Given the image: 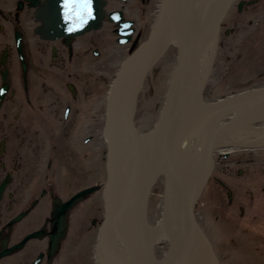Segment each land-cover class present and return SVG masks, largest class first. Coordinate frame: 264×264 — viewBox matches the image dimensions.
Here are the masks:
<instances>
[{
	"label": "flooded vegetation",
	"instance_id": "obj_1",
	"mask_svg": "<svg viewBox=\"0 0 264 264\" xmlns=\"http://www.w3.org/2000/svg\"><path fill=\"white\" fill-rule=\"evenodd\" d=\"M56 1L0 0V264H57L62 256L80 203L66 204L79 191L102 185L98 138L104 127L103 76L119 56L113 48L124 47L119 42L125 30H130L126 54L143 42L159 2L106 0L99 24L102 0H91L93 18L74 6L89 24L72 32L62 25ZM219 34L232 49L238 42H264V0H236ZM254 153L238 159L219 154L223 165L216 170L223 178L213 177L226 196L217 214L229 219L239 211L241 219L262 223L258 246L244 264H264V146ZM253 163L259 166L252 169L254 181H227L244 177V165ZM89 177L95 181L87 184ZM97 192L102 197V189ZM62 230L66 235L58 239Z\"/></svg>",
	"mask_w": 264,
	"mask_h": 264
},
{
	"label": "water",
	"instance_id": "obj_2",
	"mask_svg": "<svg viewBox=\"0 0 264 264\" xmlns=\"http://www.w3.org/2000/svg\"><path fill=\"white\" fill-rule=\"evenodd\" d=\"M194 1H163L160 16L148 40L143 42L134 54L124 62L110 94L107 127L111 126L109 131L105 130L108 138V182L104 189L105 219L99 245L110 259L119 264H130L131 262L145 264V262L147 263L146 260H149L148 254L143 249L145 242L142 241L144 235L145 238L148 237L147 229L144 233L141 228L142 225L140 226L134 218L136 217L140 222L141 219L146 222L142 209H144L146 195L159 170L165 176L167 198L179 205L180 230L166 256L158 264H207L214 262L209 248L206 251L209 253L205 254L204 261L201 259L206 246V236L196 221L194 208L213 170V152L216 148L218 136L230 133L228 131L240 127L242 120L249 112H256L264 107V89L257 96L240 97V105L222 106L224 112H230V110L236 109L238 105L239 109L230 120L211 132L205 146L206 170L203 180L198 182L197 179L189 180L186 177L179 165L178 153L194 117L191 98L195 90L196 60L201 54V47L206 42L208 32L220 22L232 0H220L218 6L198 27L195 26L193 19ZM213 1L200 0L198 2L196 9L200 14L198 13L197 19L210 11V7L214 4ZM166 37L174 40L179 46V60L174 73L171 77L176 64L177 50L171 47L161 58L162 61L155 70L147 75L152 64L151 57ZM164 52L165 47L159 51L158 57H161ZM138 69L141 70L140 74H138ZM127 78L130 82L129 87H131V82L133 83L136 79L137 81L130 90L128 101L123 94L121 98L119 97L116 114L114 112L115 100ZM169 78H171L170 85ZM144 81H146V84L139 97L136 117L140 125L139 128L144 132L153 130L155 123L157 124L154 130L149 133L157 136L159 145V160L152 173V168L156 164V160L154 161L155 155H152V152H155L153 148L156 143L155 137L150 136L143 139L141 143L143 150H145V161L136 165L132 144L123 120L124 114H126L127 127L135 140L137 155L139 156L138 140L140 135L134 127V113L137 97ZM165 96L166 101L164 107H162ZM160 110L161 113L158 119ZM120 160L122 165L120 163V172H118V162ZM203 167H201V171ZM148 173L149 176L140 188L138 182L141 183ZM174 183L180 187L181 195L179 196L174 192ZM94 190L95 188H91L77 194L67 204V207L78 202L79 195H88ZM136 192L138 198L135 199V203L138 205V209L131 203ZM115 193L117 194L116 199ZM163 201L164 179L161 176L152 187L146 214L148 222L151 225L155 223L164 234L165 228H168L169 224L174 225L177 211H173L174 207L171 205H163ZM170 208H172V211ZM115 215L117 220L114 224L111 240L121 252L115 246L110 245L108 239ZM164 220L165 223L159 224ZM152 230L157 232L155 229ZM59 234V237H61L62 234ZM150 251L154 255L153 242L150 243Z\"/></svg>",
	"mask_w": 264,
	"mask_h": 264
},
{
	"label": "rangeland",
	"instance_id": "obj_3",
	"mask_svg": "<svg viewBox=\"0 0 264 264\" xmlns=\"http://www.w3.org/2000/svg\"><path fill=\"white\" fill-rule=\"evenodd\" d=\"M224 40L225 39L222 38V42H220L218 46L219 50L216 49L214 57L211 58L212 63L208 68L210 80L209 82H206L204 91H202V99L205 101H211L212 99L216 100L222 96L232 94L235 91H244L252 88L261 89L264 87V42H253V40L247 42H238L235 48L232 49L230 45H227V41ZM113 51L119 54L117 59L123 58L126 55V47L114 46ZM118 65L119 63L116 65L115 70L110 73V75L104 74V92L105 87L106 91L109 88V82L110 80H113L116 70L119 67ZM215 70H217V72H215ZM102 114H104V108L102 110ZM88 118L89 113L87 111L85 120ZM103 118L104 115H102L100 121L103 122ZM261 124L264 125V121H262ZM83 132L84 129H82L80 134L82 135ZM98 140L100 142L102 141L103 152H105V140L103 136H101V138L99 137ZM256 149H258V147L251 148L249 150L237 149L231 152L230 157L231 159H238L239 157L252 158V156L255 155L254 151H256ZM225 151L226 150H223V148L221 149L222 153ZM105 158L106 157L102 155V175L100 179L103 182H105L107 176L106 169L104 167ZM88 163L89 158L86 160L87 166H89ZM222 165L223 162L220 160L219 168H221ZM244 166L247 167V173L244 175V177L236 176L233 179L229 178L227 181L232 184H246L251 182L253 180L251 175L256 173V169L253 171L252 169L259 166H256L255 163L246 164ZM235 167L238 168L240 166L237 165ZM89 175L90 174H88L87 177ZM218 176L223 178L220 172L216 171V177ZM91 177L94 178V176ZM72 178H74L73 175ZM88 179L92 181L90 177ZM86 182L88 183V180ZM225 198V192L222 190L220 185L216 183L215 180H211L204 196L198 204L197 209L199 219L202 222H205L207 230L213 233L214 240H216V248L220 250L217 252V254L220 255V257H225L223 251H227L229 255H232L234 252L236 257H239L243 251L249 253L255 252L254 248L258 246L257 242L260 239L259 231L261 230L262 223L254 224L251 222L252 220L248 216L244 217V219H241L239 217V211L234 214L235 216L229 219H224L222 216L217 214L216 209L222 206L223 199ZM82 205L83 206L80 208L81 213L79 210L76 211V215H79L80 220L74 221L73 229L68 239V241L70 240V243L67 241L64 246L63 255L66 254L65 260H63L61 264H96L94 259V248L97 245L98 231L96 229L97 226H92V221L95 218H97L99 221L103 219L104 201L100 192H98L94 197ZM209 225L213 228H208ZM92 227H94L93 230ZM226 236H228L229 240H231V244L226 243L228 242L226 241ZM233 240H238V243ZM245 252L242 253L241 262H238L239 259H233L232 261L228 260L229 263H249V260L247 261L246 259ZM249 253H247V256H250ZM252 261H254V259H252ZM223 264H228V262H223Z\"/></svg>",
	"mask_w": 264,
	"mask_h": 264
},
{
	"label": "bare ground",
	"instance_id": "obj_4",
	"mask_svg": "<svg viewBox=\"0 0 264 264\" xmlns=\"http://www.w3.org/2000/svg\"><path fill=\"white\" fill-rule=\"evenodd\" d=\"M57 6L60 7V9H63L65 11H62L60 14V17L63 19L65 16V0H57L56 1ZM74 7V6H73ZM129 27V24H126L127 28ZM130 34L129 31H124V39L121 41L123 42V46L127 48V39L129 38L128 35ZM216 33L215 31L212 32V34L206 39V42L202 45L201 47V54L198 56V59L196 60V75H195V90L194 94L192 96V105H193V111H194V117L190 123V127L188 129V132L185 134L183 141L179 147V153H178V160L180 167L182 168L183 171L187 173V175L191 178H196L199 180L200 172H201V166H204V153H205V146L206 142L210 138L211 132L215 130L216 127H219L223 125V121L227 117H233L236 112L238 111V106L240 105V97H254L262 93L263 88H252L249 90H244V91H235L232 94L222 96L218 99H212L211 101H205L202 99V91L204 86H206V82H209L210 76L208 75V68L210 64L212 63L211 61V53L210 51L212 50V46H214V42L216 39ZM119 42V43H121ZM210 42V43H209ZM134 49V48H133ZM214 49V48H213ZM126 54L125 56H127ZM133 55V53L129 54L127 58H130ZM211 55V57H210ZM122 58H116L115 61L113 59L110 60L111 63V68L109 71V74L115 70L116 65L119 63V67L116 70V73L113 77V80L109 82V88L105 92L106 98L104 100V118H103V138L105 141L108 140L107 135L104 133L107 123H108V118L106 117L107 113V105L109 106V101L110 100V94L113 89V85L115 84L116 80L118 79L119 75V68L121 64ZM113 64V65H112ZM113 68V69H112ZM112 69V70H111ZM218 70V69H217ZM215 70V72H217ZM106 89V88H105ZM230 104H239L236 106V109L230 110V112H224L222 111V106H227ZM264 106V105H263ZM109 117V115H108ZM264 121V107L256 112H249L245 117L244 120H242V125L239 127V130L237 131H231L230 133L218 136V140L216 144L218 147L223 148V150H226L228 152H232L234 150H237L239 148H251L254 146H259V145H264V125L261 124L262 121ZM108 142V141H107ZM107 142H104L105 144V152H103V155L106 157L105 158V166L107 168L108 164V145ZM104 166V167H105ZM107 170V169H106ZM88 183H91L89 179ZM107 180V176H106ZM105 180V182H106ZM93 180L92 182H94ZM102 181V184L105 183ZM87 183V184H88ZM99 186V185H97ZM97 186H91V187H97ZM89 188V187H88ZM88 188H85L87 190ZM83 192V190L81 191ZM80 191L77 194L81 193ZM97 192V191H96ZM98 193V192H97ZM91 193L88 195H79L80 198L76 204L80 203L76 207V211L79 210L81 213V207L83 202L86 200V196L90 197ZM68 217V213H67ZM81 217V216H80ZM79 221V215H75L74 221ZM66 221V220H65ZM73 221V222H74ZM63 225L67 226V223L64 222ZM101 226V225H100ZM96 227L97 229V235L100 237L101 235V227ZM66 229L67 232V228ZM63 229V230H64ZM73 229V223L71 226V231ZM94 227H92V230ZM63 230L61 231L62 236L66 235V232L64 234L62 233ZM70 231V233H71ZM70 237V234L68 233V237L66 238V242L68 241ZM65 238V237H64ZM70 243V240L68 241ZM68 243V245H69ZM95 253V250H94ZM66 255V254H65ZM65 255L62 254V256L58 259L57 264H61L63 260H65ZM97 258V257H96ZM102 264H111L109 260H106V257L100 252L99 256ZM79 264V263H78ZM207 264H214V262L207 263Z\"/></svg>",
	"mask_w": 264,
	"mask_h": 264
},
{
	"label": "snow or ice",
	"instance_id": "obj_5",
	"mask_svg": "<svg viewBox=\"0 0 264 264\" xmlns=\"http://www.w3.org/2000/svg\"><path fill=\"white\" fill-rule=\"evenodd\" d=\"M73 6H76V8L84 10L88 15H91V0H65L66 19H72V16L69 13L72 12ZM76 15L80 16V11H77ZM81 22H83V20Z\"/></svg>",
	"mask_w": 264,
	"mask_h": 264
}]
</instances>
